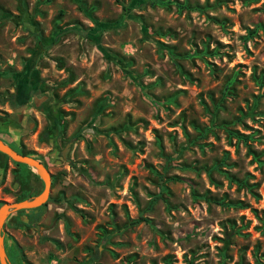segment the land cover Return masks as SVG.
Returning a JSON list of instances; mask_svg holds the SVG:
<instances>
[{
  "label": "rangeland",
  "instance_id": "374dc122",
  "mask_svg": "<svg viewBox=\"0 0 264 264\" xmlns=\"http://www.w3.org/2000/svg\"><path fill=\"white\" fill-rule=\"evenodd\" d=\"M0 139L11 264H264V0H0Z\"/></svg>",
  "mask_w": 264,
  "mask_h": 264
},
{
  "label": "water",
  "instance_id": "95a60500",
  "mask_svg": "<svg viewBox=\"0 0 264 264\" xmlns=\"http://www.w3.org/2000/svg\"><path fill=\"white\" fill-rule=\"evenodd\" d=\"M69 145L67 142L61 149L60 155L64 159L65 151ZM0 153L6 155L12 161L24 164L28 167L34 169L35 173L38 175L42 182L41 189L33 196L25 199L3 200L0 203V264H11L6 256L3 237H2V225L8 214L15 212L19 209H30L40 206L46 199L50 190V173L48 172L45 165L35 159L32 156L24 155L16 150H14L8 143L0 139ZM16 186V183H13V187Z\"/></svg>",
  "mask_w": 264,
  "mask_h": 264
},
{
  "label": "trees",
  "instance_id": "16d2710c",
  "mask_svg": "<svg viewBox=\"0 0 264 264\" xmlns=\"http://www.w3.org/2000/svg\"><path fill=\"white\" fill-rule=\"evenodd\" d=\"M14 150H16L17 152L24 154V155H28L26 152L20 151L18 149H16L15 147H13L10 143H8ZM17 165H21V163H17L15 162ZM24 165V164H23ZM19 200V199H18ZM142 220H146V218H142ZM10 262V261H9Z\"/></svg>",
  "mask_w": 264,
  "mask_h": 264
}]
</instances>
